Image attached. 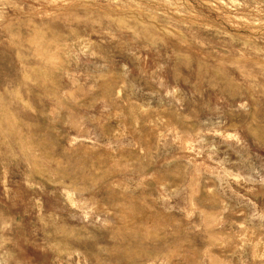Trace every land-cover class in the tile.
Masks as SVG:
<instances>
[{
  "label": "rangeland",
  "instance_id": "rangeland-1",
  "mask_svg": "<svg viewBox=\"0 0 264 264\" xmlns=\"http://www.w3.org/2000/svg\"><path fill=\"white\" fill-rule=\"evenodd\" d=\"M0 264H264V0H0Z\"/></svg>",
  "mask_w": 264,
  "mask_h": 264
}]
</instances>
